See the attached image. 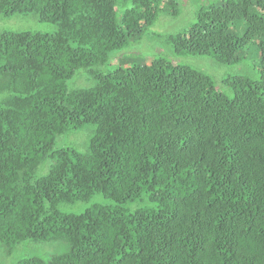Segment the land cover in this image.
I'll list each match as a JSON object with an SVG mask.
<instances>
[{
	"label": "trees",
	"instance_id": "obj_1",
	"mask_svg": "<svg viewBox=\"0 0 264 264\" xmlns=\"http://www.w3.org/2000/svg\"><path fill=\"white\" fill-rule=\"evenodd\" d=\"M192 1L0 0L54 27L0 34V264H264V0L170 32ZM165 30L179 56L258 52L260 79L119 56Z\"/></svg>",
	"mask_w": 264,
	"mask_h": 264
},
{
	"label": "rangeland",
	"instance_id": "obj_2",
	"mask_svg": "<svg viewBox=\"0 0 264 264\" xmlns=\"http://www.w3.org/2000/svg\"><path fill=\"white\" fill-rule=\"evenodd\" d=\"M216 1L218 0H207V1L193 0L192 5H190V3L186 4V8L191 7L187 15L186 13H182L176 20L169 19L164 21L160 19V21L167 28H170L173 25V23H175L173 27V29L175 30L170 32H174V34L183 33L195 22V15L193 14V9L196 14V12L200 8L206 7L208 6V3H213V2L215 3ZM25 31L38 32L42 34H51L54 32V27L49 23L40 22L35 14H25V15L16 14L8 17L0 15V34L5 32L13 33V32H25ZM166 31L167 30L163 31L164 33L162 37H160V35L158 34L154 35L150 33L145 35L140 41H136V42L132 41L129 44V46H127L119 53L120 54L119 56H126L132 59L131 61L135 62L137 60H140L144 63H150V61L153 58L162 56L173 64L188 65L195 69L201 70L204 73L211 76L216 82L218 80H224L227 78H232L237 76L247 77L255 81H258L260 79L261 74L259 67L258 52L250 51V54H252V57L254 58L248 55L247 61H245V63L242 64H219L213 58L208 56H191V55L179 56L174 53L173 47L171 45H167L163 41L164 39L163 37ZM129 65H131V63ZM116 67L117 64L114 63V61H112V63L108 67L104 68L102 72L105 74L113 72L116 69ZM76 81L77 80H75L74 82ZM223 93L228 97H231L233 95V91L230 88L225 89ZM83 131L77 134L75 133L72 134L78 140H71V141L78 144L83 141L82 140L83 138L84 139L86 137L88 138L89 130L85 129L86 134ZM64 141L66 142L69 140H64ZM41 246H44L48 250H54L52 245L51 246L41 245ZM21 247H22V252L18 253L15 256V260H17L19 256H28V254L27 255L25 254L26 253L25 247L24 246ZM1 250L2 249H0V255H1Z\"/></svg>",
	"mask_w": 264,
	"mask_h": 264
}]
</instances>
